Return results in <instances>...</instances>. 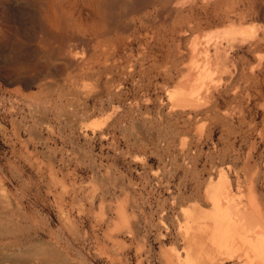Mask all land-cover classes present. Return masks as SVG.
<instances>
[{
    "label": "rangeland",
    "instance_id": "obj_1",
    "mask_svg": "<svg viewBox=\"0 0 264 264\" xmlns=\"http://www.w3.org/2000/svg\"><path fill=\"white\" fill-rule=\"evenodd\" d=\"M30 1L0 0V264H264V0Z\"/></svg>",
    "mask_w": 264,
    "mask_h": 264
},
{
    "label": "bare ground",
    "instance_id": "obj_2",
    "mask_svg": "<svg viewBox=\"0 0 264 264\" xmlns=\"http://www.w3.org/2000/svg\"><path fill=\"white\" fill-rule=\"evenodd\" d=\"M32 1V0H31ZM30 1V2H31ZM36 1V0H35ZM33 2H34V0H33ZM36 2H38V3H40V5L42 6L41 7V10H40V13H41V16L43 17V20L44 21H49V19H51V16H52V14L51 13H54V8L55 7H57L58 5V2H59V0H37ZM62 2H64V0L62 1ZM68 2V1H67ZM65 4H67V3H65ZM34 5V4H33ZM57 5V6H56ZM61 5H62V3H61ZM62 6H64V4L62 5ZM35 7V6H34ZM61 6H59V8H60ZM65 7H67V6H65ZM58 8V9H59ZM68 8V7H67ZM61 9H63V8H61ZM60 10V9H59ZM63 10H65V9H63ZM62 10V11H63ZM61 11V12H62ZM57 12V11H56ZM60 12V11H59ZM64 12V11H63ZM52 20V19H51ZM47 21V22H48ZM48 24V23H47ZM49 25V24H48ZM47 25V26H48ZM46 26V27H47ZM243 27V26H242ZM242 27H236V26H230L228 29H227V31H226V33L227 34H229V35H232L233 37H237V36H240V35H243V31H244V29H246L245 27L244 28H242ZM48 31V30H47ZM46 31V32H47ZM50 31V30H49ZM48 31V32H49ZM51 31H53V30H51ZM221 178H222V181L223 182H225L226 183V185H227V188L230 186V185H232V184H230V181H229V178H228V176H227V174L226 173H221ZM222 185H223V183H222ZM225 185V186H226ZM227 190V189H226ZM228 191H229V189H228ZM227 191V192H228ZM229 193H230V191H229ZM3 195V194H2ZM227 195V194H226ZM229 195V194H228ZM1 196V195H0ZM229 197V196H228ZM2 208V207H1ZM8 212V211H7ZM235 216V215H234ZM247 228V227H246ZM212 235H214V236H212L211 238H209V239H214V240H216V243H219V244H221L222 242H223V240L225 239V238H227L228 236H229V231L228 230H226V229H217V232H216V235H215V232L212 234ZM195 242H194V244L192 245V252L195 254V256L197 257V258H205V257H208L209 255H210V253H209V250H208V243H207V238H204V237H197V239L196 240H194ZM222 245V244H221Z\"/></svg>",
    "mask_w": 264,
    "mask_h": 264
}]
</instances>
